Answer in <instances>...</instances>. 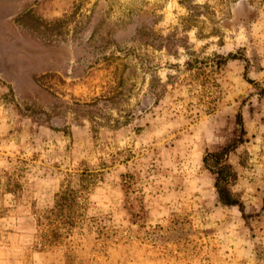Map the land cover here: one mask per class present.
Segmentation results:
<instances>
[{
	"label": "rangeland",
	"instance_id": "1",
	"mask_svg": "<svg viewBox=\"0 0 264 264\" xmlns=\"http://www.w3.org/2000/svg\"><path fill=\"white\" fill-rule=\"evenodd\" d=\"M238 114L244 214L202 161ZM63 187L111 264H264V0H0V264H104L40 246Z\"/></svg>",
	"mask_w": 264,
	"mask_h": 264
},
{
	"label": "trees",
	"instance_id": "2",
	"mask_svg": "<svg viewBox=\"0 0 264 264\" xmlns=\"http://www.w3.org/2000/svg\"><path fill=\"white\" fill-rule=\"evenodd\" d=\"M234 58H237V55L231 53L227 57H224L223 61L225 62L228 59ZM237 125L238 133L236 137H234L230 141V143L224 145L218 150L206 151L202 158V161L204 163L205 168L214 176V187L221 204L226 206L237 205L243 213V203L239 199L237 194L231 189L232 185L237 179V173L228 160L230 152H232L239 144H241L245 140L243 136L246 131L244 129L241 114H238L237 116ZM55 196V208L46 210L45 215L46 217L54 216V218H57L58 222L60 224H63V226H54L51 229L48 237H46L45 241L43 243H40V246H51L55 244H60L66 241V238L69 235H72L75 230V232L80 234L84 239H88L91 236L94 241L104 240L103 243L99 245V247H97L99 249V252H102L104 264H111L112 254L114 251L117 250V247L111 245V238L107 234L104 225L100 223L98 218L93 217L87 219V221L91 224H85V227H83L81 224L85 223V217H83L82 215H77V219L74 214L64 211V206L72 205V203L69 202V193H67L66 187H63V189L61 188ZM175 222H177L176 219ZM41 224L42 222L38 220V227H40ZM83 228L85 229L84 231ZM40 249L43 248L41 247ZM91 249L96 250V246L93 245V248ZM77 250V245L73 244L69 247V251L67 254V264L75 263V256Z\"/></svg>",
	"mask_w": 264,
	"mask_h": 264
},
{
	"label": "crops",
	"instance_id": "3",
	"mask_svg": "<svg viewBox=\"0 0 264 264\" xmlns=\"http://www.w3.org/2000/svg\"><path fill=\"white\" fill-rule=\"evenodd\" d=\"M45 252H36L35 254H34V258H35V260H38V259H44L45 258Z\"/></svg>",
	"mask_w": 264,
	"mask_h": 264
}]
</instances>
